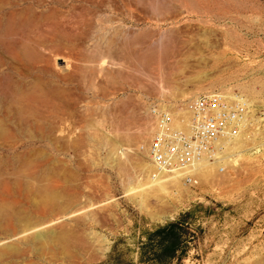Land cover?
I'll use <instances>...</instances> for the list:
<instances>
[{
	"label": "rangeland",
	"instance_id": "374dc122",
	"mask_svg": "<svg viewBox=\"0 0 264 264\" xmlns=\"http://www.w3.org/2000/svg\"><path fill=\"white\" fill-rule=\"evenodd\" d=\"M214 91L264 96V0H0V264H264V121L195 189L139 151L148 101Z\"/></svg>",
	"mask_w": 264,
	"mask_h": 264
},
{
	"label": "built area",
	"instance_id": "2783aa9c",
	"mask_svg": "<svg viewBox=\"0 0 264 264\" xmlns=\"http://www.w3.org/2000/svg\"><path fill=\"white\" fill-rule=\"evenodd\" d=\"M264 96L253 101L238 91H214L186 101H148L150 135L139 145L148 177H178L184 187L199 185L197 166L217 165L241 137L264 121Z\"/></svg>",
	"mask_w": 264,
	"mask_h": 264
},
{
	"label": "bare ground",
	"instance_id": "6f19581e",
	"mask_svg": "<svg viewBox=\"0 0 264 264\" xmlns=\"http://www.w3.org/2000/svg\"><path fill=\"white\" fill-rule=\"evenodd\" d=\"M238 143V141L236 142V144ZM236 144H234V146L236 145ZM207 164H205V163H200L198 166H197V169H198V171L199 170H203L204 169V167H207L206 166ZM202 168V169H201ZM207 171V170H206ZM173 178H178V177H176V176H174ZM149 179H151V178H149ZM161 179V178H160ZM159 179V180H160ZM153 180V179H152ZM154 181H158L157 179L156 180H154ZM163 181V180H162ZM38 194H39V196H40V199H42V201H40L41 203V205L39 204V206H42V207H40V208H38V210L39 211H42V212H44V208L45 209H47V208H49V207H56L57 208V205L55 204V195L53 194H49L46 190H44V189H40L39 190V192H38ZM55 202H54V201ZM37 207V206H36ZM11 215H13V216H15L16 217V219L20 222V223H22V224H25L26 222H27V220H29L28 219V216L27 215H24V214H22V213H20V212H12V210L9 208V207H7V206H0V222L1 221H3V220H5V219H7V218H9ZM24 226H26V224L24 225ZM38 230H40V228H38ZM40 232V231H39ZM53 232L54 231H52V230H50V231H48L47 233L45 232V234L43 233H39L35 238H33V239H43V241H44V238L46 239V238H49V237H51L52 235H53ZM38 242H39V240H38ZM45 242V241H44ZM53 242V241H52ZM33 243H34V240H33ZM15 249H16V247L14 246V245H12V244H7V243H0V257H3V256H5L8 252H13V251H15Z\"/></svg>",
	"mask_w": 264,
	"mask_h": 264
},
{
	"label": "trees",
	"instance_id": "16d2710c",
	"mask_svg": "<svg viewBox=\"0 0 264 264\" xmlns=\"http://www.w3.org/2000/svg\"><path fill=\"white\" fill-rule=\"evenodd\" d=\"M193 214V209L187 211L186 213L182 214L177 221L169 222L162 227H158V230H168L170 235V240L167 246L165 247L163 254L169 257H174L176 252V247L179 243V236H180V223L179 221H185L188 217ZM123 243V239L117 238L113 244L111 253L109 254L108 260L105 264H128L125 259H123V254H116V249L118 245Z\"/></svg>",
	"mask_w": 264,
	"mask_h": 264
},
{
	"label": "crops",
	"instance_id": "0c3cea01",
	"mask_svg": "<svg viewBox=\"0 0 264 264\" xmlns=\"http://www.w3.org/2000/svg\"><path fill=\"white\" fill-rule=\"evenodd\" d=\"M203 84L204 83H191V84H189L188 86H187V89L189 90V91H196V90H199L200 88H202L203 87ZM155 99L157 98V97H154Z\"/></svg>",
	"mask_w": 264,
	"mask_h": 264
}]
</instances>
